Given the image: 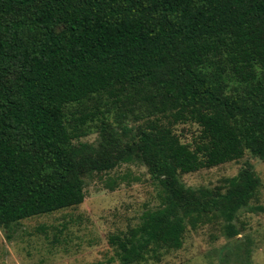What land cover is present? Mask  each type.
Returning <instances> with one entry per match:
<instances>
[{
  "label": "trees",
  "instance_id": "trees-1",
  "mask_svg": "<svg viewBox=\"0 0 264 264\" xmlns=\"http://www.w3.org/2000/svg\"><path fill=\"white\" fill-rule=\"evenodd\" d=\"M113 109L142 120L122 125L131 142L78 141ZM180 123L197 124L192 142ZM246 152L264 158V0H0V226L81 204L85 173L133 153L161 186L110 237L137 264L181 248L186 218L248 205L262 185L249 161L225 193L180 179Z\"/></svg>",
  "mask_w": 264,
  "mask_h": 264
},
{
  "label": "rangeland",
  "instance_id": "rangeland-1",
  "mask_svg": "<svg viewBox=\"0 0 264 264\" xmlns=\"http://www.w3.org/2000/svg\"><path fill=\"white\" fill-rule=\"evenodd\" d=\"M121 118L113 109L107 129L96 120L78 141L98 147L104 135L118 136L125 147L134 132L127 133L122 125L136 128L142 120L129 115L120 123ZM198 129L191 123L176 126L186 142L195 139ZM247 161L262 181L248 205L232 219L213 216L194 226L186 218L181 248L160 247L158 257L148 255L137 264H264V158L246 152L239 160L184 173L180 179L186 187L225 193L228 180ZM84 179L86 197L81 204L0 226V264H120L110 237L124 234L140 224L145 212L156 209L161 186L133 153L112 169L85 173Z\"/></svg>",
  "mask_w": 264,
  "mask_h": 264
}]
</instances>
